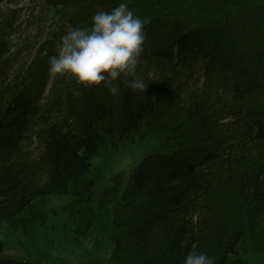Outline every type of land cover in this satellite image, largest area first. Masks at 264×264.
<instances>
[{
  "label": "trees",
  "instance_id": "trees-1",
  "mask_svg": "<svg viewBox=\"0 0 264 264\" xmlns=\"http://www.w3.org/2000/svg\"><path fill=\"white\" fill-rule=\"evenodd\" d=\"M126 1L145 21L135 74L145 92L123 76L112 82L115 95L62 76L47 94L40 66L14 52L0 28V221L14 230L37 218L42 225L36 203L66 196L79 237L96 209L114 205L118 264H184L194 246L216 264H247L235 257L244 239L264 256V3ZM120 2L39 0L44 13L74 10L69 29L90 27ZM185 2L202 23L188 22ZM155 132L163 151L143 159L125 186L116 179L96 195L90 172L99 153ZM2 254L0 242V264H14Z\"/></svg>",
  "mask_w": 264,
  "mask_h": 264
},
{
  "label": "rangeland",
  "instance_id": "rangeland-1",
  "mask_svg": "<svg viewBox=\"0 0 264 264\" xmlns=\"http://www.w3.org/2000/svg\"><path fill=\"white\" fill-rule=\"evenodd\" d=\"M256 3H264V0ZM192 5L193 2L182 3L180 11L190 24L202 23L204 18L193 14L195 7ZM73 12L44 13L39 0H3L0 3V28L8 35L14 52L43 67L42 80L46 83L47 94L52 93L62 77L49 74L48 61L58 54L61 37L70 30L65 26L66 20ZM164 139V135L155 132L143 139L130 138L117 146L107 145L92 161L90 178L96 181V195H101L117 177L125 184L143 159L163 151ZM68 201L67 197H48L38 201L34 210L44 216L42 225L37 218L26 230H12L0 222L2 258L16 264H118L113 257L114 205L101 211L96 209L95 225L85 237H79L63 212ZM236 252L247 264L264 262V256L255 253L248 239L239 244Z\"/></svg>",
  "mask_w": 264,
  "mask_h": 264
},
{
  "label": "clouds",
  "instance_id": "clouds-1",
  "mask_svg": "<svg viewBox=\"0 0 264 264\" xmlns=\"http://www.w3.org/2000/svg\"><path fill=\"white\" fill-rule=\"evenodd\" d=\"M145 21L122 0L111 11H98L88 28H72L61 37L58 54L49 58V74L70 76L87 88L110 86L112 94L119 91L122 76L126 87L136 91L148 88L135 78L139 57L146 39ZM127 77H133L128 79ZM184 264H216L207 252L195 246L187 253Z\"/></svg>",
  "mask_w": 264,
  "mask_h": 264
},
{
  "label": "bare ground",
  "instance_id": "bare-ground-1",
  "mask_svg": "<svg viewBox=\"0 0 264 264\" xmlns=\"http://www.w3.org/2000/svg\"><path fill=\"white\" fill-rule=\"evenodd\" d=\"M42 68H43V67H40L41 70H43Z\"/></svg>",
  "mask_w": 264,
  "mask_h": 264
}]
</instances>
